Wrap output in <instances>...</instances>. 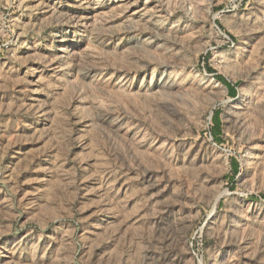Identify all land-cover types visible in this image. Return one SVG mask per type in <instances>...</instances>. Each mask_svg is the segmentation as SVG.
<instances>
[{
  "label": "rangeland",
  "instance_id": "obj_1",
  "mask_svg": "<svg viewBox=\"0 0 264 264\" xmlns=\"http://www.w3.org/2000/svg\"><path fill=\"white\" fill-rule=\"evenodd\" d=\"M0 264H264V0H0Z\"/></svg>",
  "mask_w": 264,
  "mask_h": 264
},
{
  "label": "trees",
  "instance_id": "obj_2",
  "mask_svg": "<svg viewBox=\"0 0 264 264\" xmlns=\"http://www.w3.org/2000/svg\"><path fill=\"white\" fill-rule=\"evenodd\" d=\"M219 81H221L222 83H224L226 85L225 80H223L222 78H219ZM232 93V92H231Z\"/></svg>",
  "mask_w": 264,
  "mask_h": 264
},
{
  "label": "bare ground",
  "instance_id": "obj_3",
  "mask_svg": "<svg viewBox=\"0 0 264 264\" xmlns=\"http://www.w3.org/2000/svg\"><path fill=\"white\" fill-rule=\"evenodd\" d=\"M89 4V3H88Z\"/></svg>",
  "mask_w": 264,
  "mask_h": 264
}]
</instances>
